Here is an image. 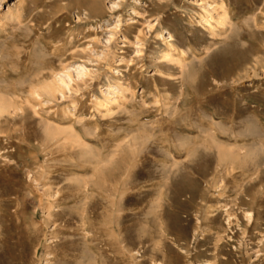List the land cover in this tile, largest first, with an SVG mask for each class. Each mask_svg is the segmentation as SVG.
I'll list each match as a JSON object with an SVG mask.
<instances>
[{"label":"rangeland","instance_id":"rangeland-1","mask_svg":"<svg viewBox=\"0 0 264 264\" xmlns=\"http://www.w3.org/2000/svg\"><path fill=\"white\" fill-rule=\"evenodd\" d=\"M0 101V264H264V0H0Z\"/></svg>","mask_w":264,"mask_h":264},{"label":"bare ground","instance_id":"bare-ground-1","mask_svg":"<svg viewBox=\"0 0 264 264\" xmlns=\"http://www.w3.org/2000/svg\"><path fill=\"white\" fill-rule=\"evenodd\" d=\"M90 0H88V2H89ZM86 3V2H85ZM94 6V5H93ZM90 11H91V13H92V11L94 12V10H93V8H91L90 9ZM212 20V19H211ZM215 21V20H214ZM224 23V20H223V18H221V17H219L216 21H215V24H223ZM209 25V24H208ZM220 25V26H221ZM215 26H217V25H215ZM210 28V27H209ZM166 59H167V57H168V55L166 54ZM1 102V101H0ZM113 101L112 102H109L108 100H105L104 102H103V104H105V105H107V106H110V105H113ZM115 104V103H114ZM4 108V107H3ZM2 107H1V104H0V112H3L2 111V109H3ZM1 115V114H0ZM85 165V164H84Z\"/></svg>","mask_w":264,"mask_h":264}]
</instances>
